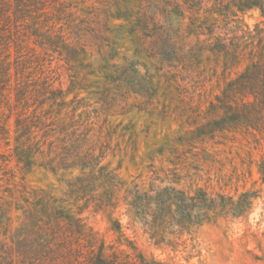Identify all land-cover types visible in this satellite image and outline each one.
Returning a JSON list of instances; mask_svg holds the SVG:
<instances>
[{
	"label": "trees",
	"instance_id": "trees-1",
	"mask_svg": "<svg viewBox=\"0 0 264 264\" xmlns=\"http://www.w3.org/2000/svg\"><path fill=\"white\" fill-rule=\"evenodd\" d=\"M142 61L154 67L147 97ZM132 95L161 132L115 118ZM231 134L264 135V0H0V264H169L116 213L126 207L156 245L244 215L254 192L234 200L199 182L216 162L209 145ZM37 169L57 183L32 184ZM86 211L105 216L112 241Z\"/></svg>",
	"mask_w": 264,
	"mask_h": 264
},
{
	"label": "rangeland",
	"instance_id": "rangeland-1",
	"mask_svg": "<svg viewBox=\"0 0 264 264\" xmlns=\"http://www.w3.org/2000/svg\"><path fill=\"white\" fill-rule=\"evenodd\" d=\"M245 18L251 25L263 20L258 10L248 12ZM122 22L117 20V23ZM132 53L133 50L127 51L126 46H123L116 63L122 65L125 63L126 55H132ZM127 65L132 67L133 64L127 62ZM53 67L59 77L58 83L67 89L69 86L67 64L63 60L56 59ZM137 69L138 77L143 79L144 84L137 88L146 92L144 96L147 97L154 93L147 83L154 73V67L145 65L142 61V64L137 65ZM82 96H87V92H84ZM146 97L132 95L129 99V104H134L129 108L131 112L115 118L125 122L135 119L139 129L147 130L151 127L152 134L156 131L161 132L163 125L160 121L151 120L147 111L139 110L140 101L146 100ZM90 102L94 103V99ZM222 142V144H213L214 146L209 145V152L215 155L216 162L210 172L205 170L201 173L200 185L209 187L215 195L223 193L226 196H233L234 200L241 199L242 192L252 191L255 194L253 204H250L248 199L242 198L246 206L244 215L212 220L197 225L182 235L170 234L166 239L168 243L162 245H156L142 223L135 222L128 216L126 207L119 208L116 215L121 219L123 230L148 257L169 264H264V181L259 172L260 164L264 159V135L258 134L252 137L231 134ZM142 147L145 148V142L142 143ZM109 158L112 157L109 156ZM116 165H118V157L114 160V166ZM139 173L140 171L134 168H131L129 172L125 168L122 171L124 176L130 174L137 176ZM28 179L36 186L57 183L53 175L47 174L43 169L32 171ZM85 215L89 216L91 224L109 241L115 238L103 214L86 211ZM172 240L176 243H172Z\"/></svg>",
	"mask_w": 264,
	"mask_h": 264
}]
</instances>
